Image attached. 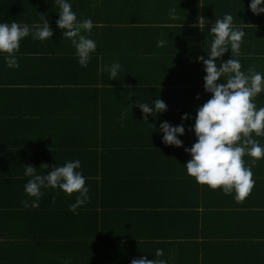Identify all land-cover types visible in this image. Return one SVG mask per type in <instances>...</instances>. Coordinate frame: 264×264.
Listing matches in <instances>:
<instances>
[{"label": "crops", "instance_id": "0c3cea01", "mask_svg": "<svg viewBox=\"0 0 264 264\" xmlns=\"http://www.w3.org/2000/svg\"><path fill=\"white\" fill-rule=\"evenodd\" d=\"M69 2L77 19L90 18L93 21L91 32L86 34L96 41V51L92 57L105 60L101 62L105 68L118 62L121 66L118 72H122L125 48H132L134 42H139L143 36L145 38L144 33L147 29L155 28L154 34H151L154 53L142 63L147 68L135 69L136 65L133 70L139 73L147 69L154 74L157 69L158 71L164 69L160 72L162 82L158 84L153 75L152 81L147 80V82L155 83V88L145 89L144 85L148 83H145L142 77L135 75L132 77L133 81L135 79L138 81L129 87L118 84L116 87H110L112 90L107 92L108 87L106 89L104 87L103 99L108 104L111 98L122 103L123 106L136 100L141 103L148 101L150 105L156 98L162 100L167 98V110L175 112L158 115L160 118L168 115L170 120L182 122L180 112L187 110V106L185 103L182 104L180 96H174L175 100L172 104L173 96H170V91L182 87L178 82L171 83V81L178 77L180 80L186 75L189 77L190 72L194 75L196 68L190 71L191 67L196 66L197 71L204 72L202 62H198L196 57H206V49L213 39L208 30L212 22L214 23L215 19H222L225 13L233 16L234 26H242L244 30L239 55L236 57L241 62V70L247 74L251 68L264 74V13L253 14L248 7L250 0H69ZM170 9L175 10L177 19L169 18ZM58 11V7L52 5L51 0H0L2 23L10 24L16 21L31 26L34 23H42L41 16H45L53 29V36L39 41L44 43L39 49L49 48L55 51L54 53L29 49L18 51L15 55L19 67L14 69L8 68L3 55H0L2 64L0 115L7 113L1 126L7 144L0 150V232H5L8 237L0 241V264L55 262L56 248L44 249L47 238L43 237V233L54 234V240L51 242L54 244L56 232L58 234L72 230L86 232L90 227L95 226L91 203L96 201L95 198H100V201L103 199L101 192L95 194L94 188H90V199L86 203L88 208L84 204L85 210L82 213L75 214L74 219L66 224L68 226L63 227L64 223L59 228L56 227V208L59 211L62 204L68 207L74 202L75 193L71 195L72 200L67 202H70L69 204L61 200L62 203L58 206L62 196L59 194L60 191L44 189L38 208L23 209L24 207L21 206L23 208L17 210L15 207L26 198L23 188L28 177L23 175L24 165L28 164L27 159L35 155L37 150L43 149L31 144L22 145L26 142L20 140L23 129L17 123L19 125L26 123L29 128L31 125L34 128L33 136L40 135L44 126L56 122V104L60 103L62 113L66 115L62 120H66L65 124L68 126L71 121L81 119L79 114L82 109L81 103L86 99V95L90 98L95 97L96 94L91 88L81 86L79 75L86 70L90 71L92 65L88 63L87 68H82L77 63L73 46L66 38H62L61 30L56 27ZM201 16L208 22L205 27L199 29L197 21ZM29 38L32 36L23 38L20 46L27 45ZM159 39L165 40L164 46H156ZM32 45H34L33 49L37 47L36 43ZM230 55L229 50L221 59L226 60ZM93 58L91 61L97 63ZM220 63L221 61L217 60V65ZM168 78L171 79L169 82ZM56 80H60L59 83H56ZM49 85L53 87L47 88ZM64 86L71 87L64 89ZM197 86L202 87L201 84ZM157 88H164L165 93L158 94ZM79 93H83L81 98H78ZM50 94L55 95V100L52 104L46 105L50 99L47 96ZM173 95H176V92ZM205 95L206 101L210 98V94L205 93ZM254 103L257 108L264 107V92L254 98ZM41 111H46L45 115H41ZM69 111L72 113L68 114ZM11 121L14 125L10 124ZM137 123L139 129L151 126L153 128L157 124V117L151 116L147 121L142 118ZM73 125H76V122L71 126ZM137 128L134 134L140 135L141 131L138 132ZM46 131L56 134V128L53 126L46 128ZM192 136L194 134L188 132L186 127L183 135L185 144L189 143L187 137ZM253 138L260 144L264 143V136L256 137L253 134ZM185 144L181 147L172 146L165 149L164 155L156 160H149L152 155L148 152L144 165L140 156L134 154L138 150L137 147L133 148V157L137 158L133 160L134 164L128 162L126 155L118 162H107L106 168L109 174L116 169L121 176V168H134L138 173H144L146 167L151 166L148 164L150 161L155 164L152 166L155 167L153 169L158 170L156 175L162 176L161 171H165L171 177H155L151 180L131 178L135 181L134 194L144 198L143 200H148L152 207L138 209L131 207L132 209L126 211L124 216L117 219L115 225L112 224L115 238L110 243L107 242L104 249L75 256L73 252L76 245H73L72 255L68 256L65 253L64 255L68 257H64L62 263L65 259H69L70 264H129L128 261L130 262L132 258L146 256L148 259H164L167 264H264V159L258 160L251 167L254 186L244 201L237 203L233 199L234 194L225 195L219 188L212 190L207 185L196 183L194 178L183 175L186 173L183 163L190 159V154L184 151L185 147L190 146ZM242 159L245 166H249L252 158L245 155ZM41 164L34 162L32 165L37 167V173L43 174L46 168L43 165L40 167ZM21 172L22 176L18 178ZM118 182L121 184L122 178H118ZM104 183L106 184V181H102L101 178L94 181L95 186ZM136 188L139 189L137 193ZM188 196L191 198H187ZM53 198H55L54 203ZM174 198L181 202V206L177 201L173 202V205L168 204V200ZM58 213L61 214L62 221L73 215L64 211ZM14 232L23 235L34 233V237L24 241L26 250H20L19 242L10 237ZM126 234L142 238L138 243L127 246L128 240L125 237L120 239ZM156 249H163L164 255L159 258L154 257ZM47 254L49 256L51 254L50 260Z\"/></svg>", "mask_w": 264, "mask_h": 264}, {"label": "clouds", "instance_id": "9594fccd", "mask_svg": "<svg viewBox=\"0 0 264 264\" xmlns=\"http://www.w3.org/2000/svg\"><path fill=\"white\" fill-rule=\"evenodd\" d=\"M52 5L58 7L56 27L61 30L62 38H66L74 48L77 63L82 68H87L92 54L96 51V41L87 33L93 28V21L77 19L69 0H51ZM253 14L264 13V0H250L248 5ZM169 18L177 19L174 9L169 10ZM42 23L28 24L0 22V55L8 68H18L15 53L19 51L20 41L31 35L33 40L44 41L53 36V29L45 16H41ZM208 21L201 16L197 21L199 29L205 27ZM196 26V25H193ZM213 39L206 49L205 56H197L196 60L202 62L203 90L210 94L202 105L195 108V116L190 113L181 115V123L173 125L169 121L159 124L158 132L161 133V141L165 145L181 147L179 138L185 134V119H192L194 123L188 130L195 136V142L184 151L190 154L183 165L188 176L195 179L200 185H207L210 189L219 188L225 195H233L237 202H243L250 194L255 181L252 179L251 167L258 160L264 159V147L253 138L264 136V107L257 108L254 98L264 92V74L253 71L251 68L246 74L241 70V62L236 57L239 55L243 27L233 25V16L225 13L222 19H215L208 30ZM165 40L159 39L157 47H162ZM230 50V58L221 59L223 54ZM217 60L221 63L217 65ZM121 66L115 62L106 67L109 79H116ZM130 98V97H129ZM199 99V94L196 95ZM149 106V102L139 100L131 101L139 108L144 121L148 116L156 117L157 114L167 110L166 103L156 98ZM125 114L122 113V118ZM247 155L251 157L250 165L245 166L242 159ZM48 169L45 173H37V167L25 164L23 175L28 177L23 191L26 198L21 201L25 209H36L40 206V200L44 189H58L66 196L76 194L74 202L68 206L74 215L77 209L88 202L89 189L82 174L79 159L66 161L63 165L41 164ZM55 198H53V203ZM163 249H156L154 257H162ZM64 264H70L65 259ZM130 264H167L164 259H148L146 256L132 258Z\"/></svg>", "mask_w": 264, "mask_h": 264}, {"label": "trees", "instance_id": "16d2710c", "mask_svg": "<svg viewBox=\"0 0 264 264\" xmlns=\"http://www.w3.org/2000/svg\"><path fill=\"white\" fill-rule=\"evenodd\" d=\"M154 31L155 28L147 29L144 33V35L146 34L145 38L143 36V38L139 42H134L132 48H125L124 52H126V55L122 57V72L117 73L116 79H109L108 72L105 70L106 68L103 67V63H101L105 62V60H100L92 57L93 59L97 60V63L96 61H91V59L89 63L92 65V69L90 71L86 70L85 72H83V74H80L79 81L81 82L82 87L87 86L88 88H91V90L96 94L95 97L90 98L86 95V99L82 101V109L79 113L81 114L80 120H73L71 121L70 125L66 126V120H62L66 117V115L62 113L60 103H57L56 122H50L48 126H44L43 133L40 135L33 136L32 130L34 128L31 125L29 128L27 127L26 123L23 125H19L17 123V125L23 129L21 132L20 140L26 142L22 145L31 144L43 148L37 150L36 153L31 151V153H35V155H33L30 159H27L28 164L41 162L42 164H48L50 166L54 164H57L59 166L63 165L66 161L79 159L81 162V169L79 170L82 171V174L85 177L86 186L88 187V189L94 188L95 194L97 192H101L103 197V199L101 198L102 201H100V198H95L96 201L91 203V208L94 210L92 219L95 226L90 227L86 232H84L83 230H72V232L69 231L60 234L56 232V243H54L55 245L51 243L54 240V234H51V232L43 233V237L47 238V243L43 246L44 249L56 248V261L50 264H64L62 263L64 257L72 255L71 253L73 251V245H76V249L73 248V255L75 256L82 255L85 252L91 253L104 249L107 245V242L110 243V241L115 238L112 224L115 225L117 223V219L124 216L126 211L132 209L131 207H135L136 209L140 207H152L148 203V200H143L144 198L140 197L137 194H134L135 181H132L131 178L135 177L137 180L138 178L151 180L155 177H171L168 176L170 174L166 173L165 171H161L162 176L156 175L158 174V170L153 169L155 167L152 166L155 164L150 161H148V164L151 166L146 167L144 173H138V170L134 168H121L120 173H122V177L118 175L116 169H113L112 174H109L106 168L107 162H118L123 158L124 155L127 156V160L128 162H130V164H134L133 160H137L136 157H133V148L135 147H137L138 150H136V153L134 154H138L140 156L142 165L145 164L143 162H145L148 158V152H150V154L152 155L149 160H156L158 157H162L164 155V150L169 149L172 146L162 143V134L158 132L160 122L169 121L173 125L181 123L177 122L178 120L174 121L168 118L169 113H174L175 111L172 110L173 112H169L168 110H166L163 113H159L160 115L164 113L168 114L164 118H160V116L157 114V124L153 128L151 126L146 128L144 127V129H139L137 128V122L139 121V119H142L139 108L137 109V107L133 105L131 109V105L129 103H127L126 106H123L122 103H119L117 100L112 99L111 97V102L109 104L103 99L104 93L102 94V92H104L106 87H108L106 92L108 90H112L110 87H116L118 86V84L120 86L127 85V87H129V85L137 83L138 80L135 79V81H133L132 78L135 75L142 77L145 83L147 82V80H150L151 82L153 75L154 80L158 84L162 82V79H160V72L164 71V69H161L160 71H158L157 69L154 74H152L147 69H144L139 73H135V71L133 70L134 66L136 65L137 67H135V69L140 70L141 67L147 68V66L142 63L149 59V55L154 53L155 47H153L151 43V34H154ZM27 41L28 44L25 46H20L19 51L29 49L37 52H55L49 48L39 49L40 45L44 46V43L39 42V40L33 41L32 38H29ZM35 43L37 44V47L33 49L32 47L34 45L32 44ZM71 59L75 60L72 57ZM1 66L2 64L0 63V68ZM194 68H196L194 75H191L192 72H190L189 77L186 75L184 77H181L180 80L178 77L171 81V83L178 82L182 88L179 87V89H173L172 91H170V96H173L171 97L173 98L171 102L172 104H174V96H180L181 101H183L182 104L185 103L187 106V110H185L183 113L180 112V114L182 115L184 113H190L193 117L195 116V108L197 106H200L206 98L203 90V76L205 74L204 72H200L199 70L197 71L198 68L196 66L189 69L190 71H192ZM170 80L171 79L168 78L167 81L169 82ZM59 81L60 80H56V83H59ZM147 83L148 84L144 85V87H146L145 89L152 90L153 88H155V83ZM198 84H201L202 87H198ZM51 87L53 86L49 85L47 88L51 89ZM69 87L71 86H64V89H70ZM156 91L158 94L165 93L164 88H157ZM175 92L176 95H173ZM197 94H199V99L195 98ZM82 96L83 93H79L78 98H81ZM47 97H49L50 99H48L46 105L52 104L55 100V95L50 94V96L48 95ZM166 99L167 98L163 99V101L166 103V105H168V101H166ZM149 106L154 107V105L151 103ZM44 113H46V111L40 112L41 115H45ZM64 113L66 114L65 111ZM67 113L71 114L72 112L69 111ZM122 113L125 114L123 118ZM6 115L7 113H2V115H0V150L7 144L5 143L4 136L1 132V126H3L2 120H5L3 118ZM149 117H151V115H149L148 118ZM75 122L76 125L71 126ZM183 123L185 126V130L186 127L188 130L189 125L194 123V120L185 119ZM10 124L14 125L12 121L10 122ZM49 126H53L54 128H56V134L52 131H46V128H49ZM35 127L40 128L37 126ZM135 128H137L138 132L141 131L140 135L134 134V132H136ZM188 132L191 131L188 130ZM16 134L19 135V133ZM179 138L182 140L183 144H185L183 136H180ZM187 139L189 140V143L185 145L191 146L195 142V136H192L191 138L187 137ZM16 144L20 143L16 142ZM260 145H264V143H261ZM124 151H129L130 153ZM47 170L48 169H45L44 173ZM183 175L190 177L187 175V173ZM20 176H22V172L17 177L19 178ZM117 177L122 178L121 184L118 182ZM99 178H101L104 182L106 181V184L104 183L101 186L98 184L97 186H95L94 181L95 179ZM89 179H92V181H89ZM124 179L128 180L125 181ZM135 191L137 193L139 189L136 188ZM94 193L92 192V194ZM59 194L62 196H60V201L57 204L58 206L60 205V203H62L61 200L66 204H69L70 202H67L72 200L71 196H66L63 192H59ZM133 194L135 196H133ZM187 198L191 197L188 196ZM99 201V205L101 208L99 207V205H97ZM168 201L169 205H173V202L175 203L177 201L181 206V202H179V200L175 198L174 200L170 199ZM21 206L22 204L18 206L15 205V207H17V210L23 208ZM81 207H84V205ZM86 208H88V205L86 206ZM56 209V227L59 228V226L64 223L65 224L63 227L68 226L66 224L70 223L74 219V214L69 215L65 218L64 221H62V218L60 216L61 214H59L58 212L64 211L65 213L68 212L69 214H72V212L69 211L68 207L65 204H62L59 211L58 208ZM78 209L77 212L79 213L77 215L82 213L85 210V207L82 209H80L79 207ZM10 237L13 238L14 241L19 242L18 244L21 245L20 250L23 251L27 248L24 246V241L34 237V233H25V235H23L21 233L14 232L11 233ZM123 237L128 240V242L126 243L127 246H129V244L134 245L135 243H138L140 238H142L139 236L133 237L132 234H126L122 235L120 239H122ZM5 238H8L5 232H0V241L3 239L5 240ZM115 247H117L116 244ZM48 251L49 250H47V253ZM65 253L68 256L64 255ZM47 256L49 258L51 254L50 256L49 254H47ZM50 259L51 257L48 260ZM128 263L130 264L129 261Z\"/></svg>", "mask_w": 264, "mask_h": 264}]
</instances>
